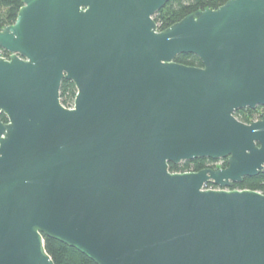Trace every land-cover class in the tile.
Returning a JSON list of instances; mask_svg holds the SVG:
<instances>
[{"label": "water", "instance_id": "obj_1", "mask_svg": "<svg viewBox=\"0 0 264 264\" xmlns=\"http://www.w3.org/2000/svg\"><path fill=\"white\" fill-rule=\"evenodd\" d=\"M21 2L0 30V264H55L48 236L96 264H264V193L231 189L264 170V115L235 114L264 105V0L163 30L169 0ZM199 158L228 165L170 170Z\"/></svg>", "mask_w": 264, "mask_h": 264}, {"label": "trees", "instance_id": "obj_2", "mask_svg": "<svg viewBox=\"0 0 264 264\" xmlns=\"http://www.w3.org/2000/svg\"><path fill=\"white\" fill-rule=\"evenodd\" d=\"M227 0H169V2L160 9L154 18L157 22L158 29H165L171 24L180 21L184 16L191 14L194 11L203 10L206 8H218L225 4ZM23 6L21 0H0V30L9 24H13L18 16L19 9ZM175 61L185 63L191 66H202V60L196 54L183 53L175 57ZM61 100L62 103L68 107H72L75 102V95L77 88L75 83L71 80L64 79L61 86ZM243 117L245 111L252 112L250 109L241 110ZM240 111V112H241ZM1 118L7 121V117L2 113ZM244 118V119H245ZM246 120V119H245ZM194 164L193 170L199 171L206 167L207 158H199L188 160ZM228 165V160L225 161V166ZM172 172L179 171V167L170 166ZM242 183L236 187L241 189L248 188L252 190H259L264 193V170L257 175L250 177L246 176ZM45 244L47 252L52 256L55 264H96L85 253H81L74 246L58 241L52 237H45Z\"/></svg>", "mask_w": 264, "mask_h": 264}, {"label": "flooded vegetation", "instance_id": "obj_3", "mask_svg": "<svg viewBox=\"0 0 264 264\" xmlns=\"http://www.w3.org/2000/svg\"><path fill=\"white\" fill-rule=\"evenodd\" d=\"M2 53L5 54V55L6 54H10V52L7 51V50L6 51L2 50ZM244 109L252 110V112L245 111L244 114L246 115V118L243 117V112L241 111V110H244ZM235 114H236V116H237V118L239 120H243L246 123H251L252 121L260 120L263 117V115H264V105L263 104L262 105H258L256 108H252V109L251 108H241L240 110H237L235 112ZM207 160L208 161L206 162V167H204V168H210L211 167V168L219 169L221 167H226L225 166V161L228 160V159L227 158H221V159H211L210 158V159H207ZM172 165L173 164L171 163L170 166H172ZM174 166H176V167L178 166L179 169H180L179 171H181V172L194 171L193 170L194 164L192 162H190V161H183L181 163H178L177 165L174 164ZM238 184L239 183L233 184V187H236ZM207 187H209V188H211V187L217 188L218 186L214 182L211 181V183H209L207 185Z\"/></svg>", "mask_w": 264, "mask_h": 264}, {"label": "built area", "instance_id": "obj_4", "mask_svg": "<svg viewBox=\"0 0 264 264\" xmlns=\"http://www.w3.org/2000/svg\"><path fill=\"white\" fill-rule=\"evenodd\" d=\"M3 54V53H2ZM11 55V53L10 54H3V56L5 57V58H8L9 56ZM209 188V187H208ZM233 188H236V189H241V188H239V187H233ZM233 188H231V189H233Z\"/></svg>", "mask_w": 264, "mask_h": 264}, {"label": "rangeland", "instance_id": "obj_5", "mask_svg": "<svg viewBox=\"0 0 264 264\" xmlns=\"http://www.w3.org/2000/svg\"><path fill=\"white\" fill-rule=\"evenodd\" d=\"M208 188V187H207Z\"/></svg>", "mask_w": 264, "mask_h": 264}]
</instances>
